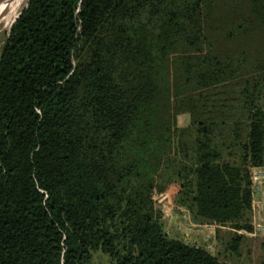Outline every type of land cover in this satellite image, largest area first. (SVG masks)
Wrapping results in <instances>:
<instances>
[{"label": "trees", "instance_id": "obj_1", "mask_svg": "<svg viewBox=\"0 0 264 264\" xmlns=\"http://www.w3.org/2000/svg\"><path fill=\"white\" fill-rule=\"evenodd\" d=\"M253 167L264 0H28L0 46V264H230L154 196L249 232Z\"/></svg>", "mask_w": 264, "mask_h": 264}, {"label": "rangeland", "instance_id": "obj_2", "mask_svg": "<svg viewBox=\"0 0 264 264\" xmlns=\"http://www.w3.org/2000/svg\"><path fill=\"white\" fill-rule=\"evenodd\" d=\"M4 0H0L2 2ZM27 2L21 7L20 13L27 6ZM3 9L2 12H4ZM1 12V13H2ZM19 13V14H20ZM19 16V15H18ZM17 16V17H18ZM17 19V18H16ZM15 19V20H16ZM14 23V22H13ZM13 25V24H12ZM12 27V26H11ZM10 28L4 29L0 27V46L5 42L10 33ZM189 123V117L187 115H179L178 124L179 126H187ZM235 155H239V152L234 151ZM230 151L225 152V155H229ZM250 169V176H251ZM252 179V178H251ZM264 187V183L262 185ZM175 188H170L164 192L157 193L154 196L155 205L161 210L165 222L166 234L170 237L181 239L183 242L188 244L206 248L209 252L217 256L220 260L229 262L230 264H260L264 260V236L259 235L258 232L245 233V231L237 230L232 224H217L218 226L208 232L210 234H198L193 231H189L190 224H184L182 219L184 216H188L189 221L192 224H213V223H201L195 221L191 213L178 206L176 203ZM260 205H264L263 202ZM262 207V206H260ZM264 219V212L261 211ZM256 221V216L252 211H249V219L247 221L250 226L253 227L252 223ZM180 228V229H178ZM237 233L243 236L241 246L238 252H234L228 248L233 235ZM107 259L101 253H97L94 257V264H106Z\"/></svg>", "mask_w": 264, "mask_h": 264}, {"label": "built area", "instance_id": "obj_3", "mask_svg": "<svg viewBox=\"0 0 264 264\" xmlns=\"http://www.w3.org/2000/svg\"><path fill=\"white\" fill-rule=\"evenodd\" d=\"M251 187H252V203L251 208L253 213L256 216V221L252 223V230L245 233L258 232L259 235L264 236V219L261 211L264 212V205H260L261 202L264 203V187L262 186L264 183V167H253L251 170ZM262 206V207H260ZM184 224H190L189 231H193L198 234H210L208 232H212L215 227H217V223L213 224H192L189 221L188 216H184L182 219ZM180 229V228H178Z\"/></svg>", "mask_w": 264, "mask_h": 264}, {"label": "bare ground", "instance_id": "obj_4", "mask_svg": "<svg viewBox=\"0 0 264 264\" xmlns=\"http://www.w3.org/2000/svg\"><path fill=\"white\" fill-rule=\"evenodd\" d=\"M26 1L27 0H20L18 4L16 0H4L0 2V4L6 5L4 7L5 11L2 13L0 12V27L2 25L5 30L10 28L19 15L22 5H24Z\"/></svg>", "mask_w": 264, "mask_h": 264}, {"label": "clouds", "instance_id": "obj_5", "mask_svg": "<svg viewBox=\"0 0 264 264\" xmlns=\"http://www.w3.org/2000/svg\"><path fill=\"white\" fill-rule=\"evenodd\" d=\"M19 2H20V0H16V3H17V4H18ZM5 6H6V5L0 4V12L3 11V9H4Z\"/></svg>", "mask_w": 264, "mask_h": 264}, {"label": "water", "instance_id": "obj_6", "mask_svg": "<svg viewBox=\"0 0 264 264\" xmlns=\"http://www.w3.org/2000/svg\"><path fill=\"white\" fill-rule=\"evenodd\" d=\"M20 14H21V13H20ZM20 14H19V15H20ZM18 17H19V16H18ZM18 17H17V18H18Z\"/></svg>", "mask_w": 264, "mask_h": 264}]
</instances>
